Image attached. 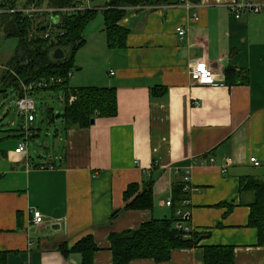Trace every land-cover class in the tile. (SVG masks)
<instances>
[{
  "label": "crops",
  "instance_id": "1",
  "mask_svg": "<svg viewBox=\"0 0 264 264\" xmlns=\"http://www.w3.org/2000/svg\"><path fill=\"white\" fill-rule=\"evenodd\" d=\"M232 1L201 0L189 9L165 2L129 8L119 23L129 31L124 49L108 48L101 14L89 25L82 49L92 47V64L78 82L114 88L118 113L95 119L89 128L65 129L62 121L54 132L58 147L46 154L37 144L39 158L30 147L15 153L24 139L18 131L24 117L17 129L0 128L4 264H82L81 255L65 257L60 247L66 243L71 249L87 235L98 247L93 264H113L109 235L174 217L180 209L166 203L188 169L185 228L200 243L173 250L167 262L129 264H205L208 246H232L234 264H264V247L249 225L254 193L242 191L245 180L264 182V12L237 19L226 7ZM26 2L21 8L17 3L18 10H27ZM76 2L99 13L106 6V0ZM178 27L186 30L182 40ZM200 62L214 69L213 81L192 80L190 72ZM80 65L79 71L86 69ZM228 69H234L232 83ZM160 88L166 94L155 97ZM31 130L37 134L32 140L39 138L36 118ZM146 183H153V209L125 210L128 187ZM33 210L43 214L42 225L32 224ZM115 211L121 213L112 219Z\"/></svg>",
  "mask_w": 264,
  "mask_h": 264
},
{
  "label": "trees",
  "instance_id": "2",
  "mask_svg": "<svg viewBox=\"0 0 264 264\" xmlns=\"http://www.w3.org/2000/svg\"><path fill=\"white\" fill-rule=\"evenodd\" d=\"M26 1L29 8L34 6L41 9L45 5L47 11L36 14L44 15L46 18L39 16L42 18L38 19L34 13L25 14L22 10H18L17 0H7L0 5L1 10H7L5 13H0V18L5 25V36L19 40L17 52L5 65L1 84L5 88L13 87L15 92L22 96L23 86L54 80L55 84L44 90L61 91L64 95L65 110L64 115L60 113L54 115L49 108L50 122H54L55 118H61L65 123V129L89 128L95 119L112 118L118 113V100L114 88H71L69 85V74L75 67V58L86 44L84 33L98 15L101 14L103 18L108 48L124 49L127 46L129 31L121 27L119 23L127 14V9L140 5L154 6L164 2L174 5L181 2V0H106L105 9L99 13L97 10L63 11L66 8L77 7L79 4L76 0ZM188 1L192 4L201 2V0ZM14 10L16 11L12 12ZM50 10L53 11L50 12ZM50 29L51 35L45 37ZM57 49L64 51L66 57L63 60H55L52 57ZM233 74L234 69L226 71L229 83H232L230 79ZM58 80L61 82L57 83ZM166 92L165 89L160 88L156 89L153 95L162 97ZM18 131L21 132V129ZM184 188L185 183L182 180L174 183L172 206L186 214L190 209L185 204L189 193L184 191ZM243 190L254 193L253 201L249 205L251 208L249 225L257 229L258 245L264 247V182L245 180ZM124 200L125 210H152L153 183H146L142 187L138 184L130 185L124 193ZM176 212L174 217L169 219H153L138 229L109 235L113 264H129L132 261L144 259L163 263L171 259L172 251L175 249L196 247L201 241L200 236L192 231H186L185 224L188 218L177 217ZM120 213L115 211L112 219ZM180 224H182L181 227H179ZM60 251L65 257L73 253L79 254L82 257V264H93L98 247L92 235H87L71 249L64 243ZM204 251L205 264L235 263V249L232 246H208ZM6 257V253H0V264L6 263Z\"/></svg>",
  "mask_w": 264,
  "mask_h": 264
},
{
  "label": "rangeland",
  "instance_id": "3",
  "mask_svg": "<svg viewBox=\"0 0 264 264\" xmlns=\"http://www.w3.org/2000/svg\"><path fill=\"white\" fill-rule=\"evenodd\" d=\"M6 1V0H1ZM23 0H17L18 7H22ZM45 6V5H44ZM38 19H41L44 15H38L34 13ZM38 15V16H37ZM96 23V22H95ZM4 23L3 19L0 18V91L2 90L3 85L1 84V76L4 72L5 65L10 60L11 57L17 52L19 48V40L17 38H7L5 36L4 30ZM92 47L87 46L78 52L75 58V67L72 70V74L69 76V85L71 88H82L85 87L82 83H79L78 80L80 79L81 82L85 80L86 76L88 75V70H90V62L88 59L92 57L91 53ZM77 63V64H76ZM80 63L85 64L86 69L80 70L81 68ZM4 90L7 91V96L4 97L3 93L0 92V128H6L10 130L17 129L20 121V115L17 110L16 101L18 99V94L15 92L13 87H6ZM64 98V95L61 91H53V90H42L40 92H36L33 95V99L35 100L37 106L36 112V124L37 128H39L40 136L35 140H31L29 142L30 147V154L32 157H38L35 154L36 145L39 144L41 149L45 148L46 154L54 152V146L57 144L55 143V136L54 132L57 126H60L62 123L61 118H55V123L51 125L49 123V116L48 108L52 109L54 115L62 114L64 115L65 110V103L61 100ZM8 112V113H7ZM12 122H16V126H12ZM58 147V146H57ZM56 147V148H57ZM29 150V149H28ZM39 158V157H38Z\"/></svg>",
  "mask_w": 264,
  "mask_h": 264
},
{
  "label": "built area",
  "instance_id": "4",
  "mask_svg": "<svg viewBox=\"0 0 264 264\" xmlns=\"http://www.w3.org/2000/svg\"><path fill=\"white\" fill-rule=\"evenodd\" d=\"M180 4L185 6L187 9L191 8L192 6H196L198 4H192L188 0H181ZM226 7L230 9V11L235 15L237 19H239L242 14L244 13H251V14H259L264 12V4H259L255 2L254 0H233L230 3L226 4ZM82 7L79 5L74 8H66L63 9L64 12H74V11H82ZM7 10H1L0 13H5ZM16 10L12 11L15 12ZM25 14H33V13H41L47 11V9H38L36 7L30 8L27 10H22ZM53 10H50L52 12ZM56 22V21H55ZM51 29L46 33L45 37H49L51 35ZM177 33L180 36V39L182 40L183 37L186 34V30L183 27H178L177 28ZM191 78L193 81L201 84H206L214 80L215 74H214V69L206 64L205 62H200L197 63L191 70ZM72 73L69 74V76ZM114 73L111 72V75ZM61 80H58L57 83H60ZM52 84H55L54 80H50L47 82H36L32 83L28 86H23L22 87V96L18 95V99L16 101V106L17 110L20 116L24 117V123H22L21 126V132L24 133V139L19 143L18 147L15 149V153L20 154L24 153L28 150L29 148V142L31 139L34 138L36 135L34 133V130H31V123L35 120L36 118V112H37V106L35 103V100L33 99V95L38 92V90L42 91L44 89L49 88ZM73 100V98L71 99ZM252 163H254L255 166H260L261 163L256 159V158H251L250 159ZM210 162H213V158H209ZM190 169H188L183 177V182L185 183V188L184 191L189 192L191 190L190 186ZM168 206H172V201L169 200L166 203ZM185 204H188V201L185 202ZM177 216H181L183 218H188L189 212L186 214H183L182 211H177ZM44 223V216L43 214L38 211V210H33L32 212V224L34 226H39ZM180 227V226H179ZM186 231H190L189 228H185Z\"/></svg>",
  "mask_w": 264,
  "mask_h": 264
},
{
  "label": "water",
  "instance_id": "5",
  "mask_svg": "<svg viewBox=\"0 0 264 264\" xmlns=\"http://www.w3.org/2000/svg\"><path fill=\"white\" fill-rule=\"evenodd\" d=\"M52 57L55 59V60H63L66 55L64 53V51L62 49H57L54 51V53L52 54ZM95 121H92V124H94ZM180 227L182 226V224L179 225Z\"/></svg>",
  "mask_w": 264,
  "mask_h": 264
}]
</instances>
